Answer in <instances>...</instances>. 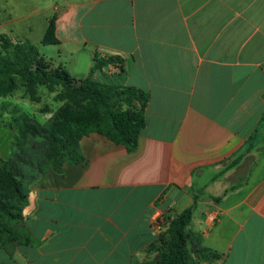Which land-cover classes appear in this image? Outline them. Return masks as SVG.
Wrapping results in <instances>:
<instances>
[{
    "label": "crops",
    "instance_id": "0c3cea01",
    "mask_svg": "<svg viewBox=\"0 0 264 264\" xmlns=\"http://www.w3.org/2000/svg\"><path fill=\"white\" fill-rule=\"evenodd\" d=\"M46 4L56 46L74 45L54 65L74 57L89 77L96 60L123 59L124 73L93 78L142 91L146 127L134 152L85 136L84 162L28 184L31 243L0 248V264H143L155 214L188 208L189 231L219 256L202 264H264V0Z\"/></svg>",
    "mask_w": 264,
    "mask_h": 264
},
{
    "label": "trees",
    "instance_id": "16d2710c",
    "mask_svg": "<svg viewBox=\"0 0 264 264\" xmlns=\"http://www.w3.org/2000/svg\"><path fill=\"white\" fill-rule=\"evenodd\" d=\"M57 20V15L49 20L43 45L60 44ZM109 65L125 72L121 58L113 62L96 60L90 76L77 80L65 67H56L33 45L14 44L7 35H0V95L13 93L20 83L28 90L38 85L59 84L70 91L69 102L45 124L32 122L28 115L19 114L18 109L12 112L7 126L18 131L19 140L30 135L40 141L34 144L31 153L26 150L8 159L0 156V248L31 243L22 225L29 195L27 185L50 171L61 172L65 163L84 162L80 143L85 136L98 133L125 146L129 152L138 149L146 127L145 110L149 99L135 88L95 81V72ZM192 219V208L173 219H165L164 232L148 252L153 257L143 264H202L218 259V255L201 247L200 236L189 231Z\"/></svg>",
    "mask_w": 264,
    "mask_h": 264
},
{
    "label": "rangeland",
    "instance_id": "374dc122",
    "mask_svg": "<svg viewBox=\"0 0 264 264\" xmlns=\"http://www.w3.org/2000/svg\"><path fill=\"white\" fill-rule=\"evenodd\" d=\"M46 0H0V35H7L14 44L26 41L36 47L41 55H45L53 63L59 62L60 56L64 57L65 49L74 56V45L69 47L45 46L42 39L48 28L49 20L54 16L53 9L47 10ZM39 9V12H36ZM14 19L17 22L9 24ZM11 31H14L12 33ZM19 38V39H18ZM63 67L75 79L88 78L87 73H82V60L74 64V57L63 59ZM74 65L79 71L74 73ZM56 66V65H55ZM60 66V65H58ZM57 67V66H56ZM81 67V69H80ZM108 80L101 79L105 83ZM70 91L59 84L38 85L34 90H28L23 84L10 94L0 95V156L3 158H16L26 150L31 153L34 144L39 138L27 135L19 140L18 131L7 126L12 120L15 109L19 114H26L32 122L45 124L69 102ZM6 106L4 110L3 107Z\"/></svg>",
    "mask_w": 264,
    "mask_h": 264
},
{
    "label": "built area",
    "instance_id": "2783aa9c",
    "mask_svg": "<svg viewBox=\"0 0 264 264\" xmlns=\"http://www.w3.org/2000/svg\"><path fill=\"white\" fill-rule=\"evenodd\" d=\"M164 226H165V218L162 212L158 211L154 219L152 220V228L158 233L160 236L164 232Z\"/></svg>",
    "mask_w": 264,
    "mask_h": 264
},
{
    "label": "water",
    "instance_id": "95a60500",
    "mask_svg": "<svg viewBox=\"0 0 264 264\" xmlns=\"http://www.w3.org/2000/svg\"><path fill=\"white\" fill-rule=\"evenodd\" d=\"M111 61H113V59H111ZM140 97H141V95H140Z\"/></svg>",
    "mask_w": 264,
    "mask_h": 264
}]
</instances>
